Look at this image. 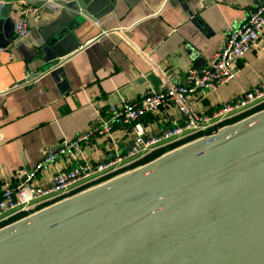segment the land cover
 <instances>
[{
	"label": "crops",
	"instance_id": "crops-1",
	"mask_svg": "<svg viewBox=\"0 0 264 264\" xmlns=\"http://www.w3.org/2000/svg\"><path fill=\"white\" fill-rule=\"evenodd\" d=\"M77 1L89 16L71 20L56 9H62L59 4L31 5L40 17L30 15L27 35L18 37L14 25L30 4L0 0V193L15 182L18 169L32 168L46 151L87 131L110 104L139 99L170 82L187 84L185 71L206 67L248 10L264 4V0ZM60 28L67 29L64 36H58ZM52 39L57 40L50 45ZM38 70L41 73L35 74ZM235 70L232 79L214 90L190 94L192 109L209 114L264 81V29L236 61ZM141 121L152 138L181 124L182 117L165 104ZM187 142L179 141L173 148ZM170 147L151 154H163ZM133 148L130 130L117 127L59 155L34 183L50 186L59 169L83 161H110L115 154L126 157Z\"/></svg>",
	"mask_w": 264,
	"mask_h": 264
},
{
	"label": "water",
	"instance_id": "water-1",
	"mask_svg": "<svg viewBox=\"0 0 264 264\" xmlns=\"http://www.w3.org/2000/svg\"><path fill=\"white\" fill-rule=\"evenodd\" d=\"M0 264H264V109L4 225Z\"/></svg>",
	"mask_w": 264,
	"mask_h": 264
},
{
	"label": "built area",
	"instance_id": "built-area-1",
	"mask_svg": "<svg viewBox=\"0 0 264 264\" xmlns=\"http://www.w3.org/2000/svg\"><path fill=\"white\" fill-rule=\"evenodd\" d=\"M30 15L40 17L36 8L31 5L24 6L14 25L16 36L27 35ZM263 29L264 4L248 10L247 17L228 33L224 46L213 55L206 67L202 69L190 67L185 71L187 84L170 82L164 89H149L139 99L122 101L118 105L110 104L99 113L96 122L87 131L74 140L63 141L60 147L46 151L32 168L18 169L15 182L3 187L0 193V228L6 225L3 223L8 219L14 217L20 219L48 203L65 198L59 199L61 195L67 193L69 185L93 181L103 175L120 171L158 148L212 135L221 127L238 121L244 113L264 102V81L246 90L239 97L216 107L209 114L193 110L188 99L192 93L212 91L232 79L235 76L236 61L259 39ZM165 104L174 107L181 114L182 123L148 138L141 119L145 114L154 112ZM117 127L128 128L134 138V148L126 157L115 154L112 160L102 163L83 161L72 168L59 169L53 173L50 186L34 183L38 173L46 169L59 155L78 150L83 141L107 135ZM135 155L139 156L136 160L125 161L127 157ZM42 203L43 206L38 207Z\"/></svg>",
	"mask_w": 264,
	"mask_h": 264
},
{
	"label": "rangeland",
	"instance_id": "rangeland-1",
	"mask_svg": "<svg viewBox=\"0 0 264 264\" xmlns=\"http://www.w3.org/2000/svg\"><path fill=\"white\" fill-rule=\"evenodd\" d=\"M261 109H264V102H262V103L256 105L255 107H253L252 109H250L249 111H247L246 113H244L240 118L242 119V118H244V117H246V116H248V115H250V114H252V113H254V112H257V111H259V110H261ZM239 120H240V119H239ZM171 146H173V145H171ZM150 155H151V154L145 156L144 158H147V157L150 156ZM144 158H143V159H138V160L134 161L133 163H131V164L129 165V167H125L126 169L123 168V169L120 170V171L113 172V173H111V174H107V175H103V177L98 178V179H96V180L88 181V182H76V183H74V184H72V185H69V186L67 187V193L64 194V195H61V197H59V199H60V198H63V197H70V196H72V195H74V194H76V193H79V192H81V191L87 189V188L93 187V186H95V185H97V184H99V183H101V182H104V181H106L107 179H110L111 177H114V176H116V175H119V174H121V173H123V172H125V171L132 170L133 168H136V167L142 165V164H140V162H141L142 160H144ZM138 164H140V165H138ZM143 164H144V163H143ZM127 168H129V169H127ZM48 204H49V203H48ZM50 204H51V203H50ZM40 206H43V203H42L41 205H39L38 207H40ZM46 206H47V205H46ZM38 207H37V208H38ZM36 210H37V209H36ZM16 218H18V217H14V218L8 219V220L5 221L3 224H9V223H11V222L17 220Z\"/></svg>",
	"mask_w": 264,
	"mask_h": 264
},
{
	"label": "trees",
	"instance_id": "trees-1",
	"mask_svg": "<svg viewBox=\"0 0 264 264\" xmlns=\"http://www.w3.org/2000/svg\"><path fill=\"white\" fill-rule=\"evenodd\" d=\"M171 148H173V146L170 147V148H168V149H171ZM160 154H161V151L154 152V153H152L150 156H148L147 158H144V160H142V161L140 162V164L146 163V162H148V161H150V160L156 158V157L159 156ZM140 164H138V165H140ZM16 219H17V218H16Z\"/></svg>",
	"mask_w": 264,
	"mask_h": 264
}]
</instances>
